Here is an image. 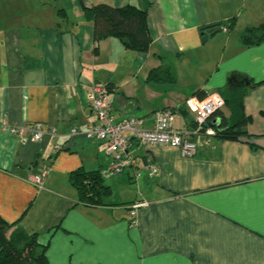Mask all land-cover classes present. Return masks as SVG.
Here are the masks:
<instances>
[{
    "label": "crops",
    "instance_id": "crops-1",
    "mask_svg": "<svg viewBox=\"0 0 264 264\" xmlns=\"http://www.w3.org/2000/svg\"><path fill=\"white\" fill-rule=\"evenodd\" d=\"M99 3L144 11L148 51L110 37L96 53L83 8ZM231 18L233 29L201 42V27ZM263 23L264 0H0V218L36 235L48 264H264V42H239L247 27ZM161 65L173 84L148 82ZM97 85L108 90L117 119L138 117L152 129L156 113L172 110L181 131L192 128L187 100L248 87L252 138H211L194 155L134 144L139 163L150 161L157 174L105 178L109 206H85L69 178L108 162L104 144L83 134L94 120L88 96ZM218 113L213 122H230L229 107ZM37 123L57 137L22 142L3 130ZM44 167L50 173L37 188L29 179ZM130 185L136 191L128 197ZM137 202L146 204L134 209Z\"/></svg>",
    "mask_w": 264,
    "mask_h": 264
},
{
    "label": "trees",
    "instance_id": "trees-1",
    "mask_svg": "<svg viewBox=\"0 0 264 264\" xmlns=\"http://www.w3.org/2000/svg\"><path fill=\"white\" fill-rule=\"evenodd\" d=\"M57 14L62 19L66 17L63 9H59ZM83 15L86 21L92 23L94 27L93 40L96 53L98 43L110 37L119 38L127 49L137 52H147L152 43L147 14L133 4L116 8L99 3L89 8L84 7ZM234 24L235 18H231L222 23V27L230 31ZM239 42L246 47L262 44L264 42V23L256 27H247L240 35ZM147 80L156 85L174 83L170 68L166 65L151 70ZM247 84L248 87L253 85L251 81ZM248 87L227 90L224 97H221L225 106L229 107L231 111V118L229 122L220 116L218 125L213 121L209 124L216 131L213 138L228 140H249L252 138L245 129L250 119L244 114L243 106V97ZM215 115H220V113ZM190 123L193 126V122ZM104 179L100 170L89 172L78 170L70 175L69 181L77 191L79 203L85 206L99 207L109 206L107 200L111 195V189L104 184ZM12 227L13 225L0 218V264H48L45 256L46 247L38 242L37 236H28L19 229L12 230Z\"/></svg>",
    "mask_w": 264,
    "mask_h": 264
},
{
    "label": "built area",
    "instance_id": "built-area-1",
    "mask_svg": "<svg viewBox=\"0 0 264 264\" xmlns=\"http://www.w3.org/2000/svg\"><path fill=\"white\" fill-rule=\"evenodd\" d=\"M224 31H226L225 28ZM108 96V90L101 85L92 89L88 96V102L94 120L83 132L86 140L92 143H103L105 146L104 154L108 162L100 170L103 178H112L127 170L134 180L140 179L143 172L148 177L157 174V167L150 161L144 165L139 163L131 149L134 144L139 146H167L180 149L184 155H194L198 148L207 144L215 136L216 131L209 124L215 114L225 106L224 100L219 96H210L202 101L190 99L185 102V108L191 114L193 122L191 129L183 131L174 129V113L171 110L156 113L153 128L145 129L138 117L117 119L109 109ZM3 130L18 136L22 142L40 141L44 134L53 139L57 137L55 128H44V125L40 123L27 128L7 125L3 127ZM76 133L75 128L71 129V135ZM60 150L59 145L53 146V152ZM49 173L50 168L44 167L40 174L31 177L29 181L35 187L41 188ZM145 204L144 202H137L133 208L136 209Z\"/></svg>",
    "mask_w": 264,
    "mask_h": 264
},
{
    "label": "water",
    "instance_id": "water-1",
    "mask_svg": "<svg viewBox=\"0 0 264 264\" xmlns=\"http://www.w3.org/2000/svg\"><path fill=\"white\" fill-rule=\"evenodd\" d=\"M223 30L222 23H215L200 28L201 42L205 43L208 39L213 38L215 35L221 33ZM215 124H219L216 120Z\"/></svg>",
    "mask_w": 264,
    "mask_h": 264
},
{
    "label": "rangeland",
    "instance_id": "rangeland-1",
    "mask_svg": "<svg viewBox=\"0 0 264 264\" xmlns=\"http://www.w3.org/2000/svg\"><path fill=\"white\" fill-rule=\"evenodd\" d=\"M108 180H106V183H108ZM135 187H136L135 185H130V187H128L126 189V193H127V196L128 197L131 196V193H133L134 191H136Z\"/></svg>",
    "mask_w": 264,
    "mask_h": 264
},
{
    "label": "clouds",
    "instance_id": "clouds-1",
    "mask_svg": "<svg viewBox=\"0 0 264 264\" xmlns=\"http://www.w3.org/2000/svg\"><path fill=\"white\" fill-rule=\"evenodd\" d=\"M205 103H207V102H205ZM201 107H202V105H201Z\"/></svg>",
    "mask_w": 264,
    "mask_h": 264
},
{
    "label": "snow or ice",
    "instance_id": "snow-or-ice-1",
    "mask_svg": "<svg viewBox=\"0 0 264 264\" xmlns=\"http://www.w3.org/2000/svg\"><path fill=\"white\" fill-rule=\"evenodd\" d=\"M195 110V109H194Z\"/></svg>",
    "mask_w": 264,
    "mask_h": 264
}]
</instances>
